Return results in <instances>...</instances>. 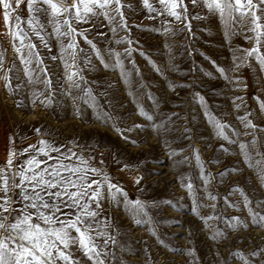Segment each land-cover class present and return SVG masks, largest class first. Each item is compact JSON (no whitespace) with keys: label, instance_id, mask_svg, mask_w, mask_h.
Here are the masks:
<instances>
[{"label":"snow or ice","instance_id":"snow-or-ice-1","mask_svg":"<svg viewBox=\"0 0 264 264\" xmlns=\"http://www.w3.org/2000/svg\"><path fill=\"white\" fill-rule=\"evenodd\" d=\"M140 4L148 13L146 18L161 25L159 28L140 30L155 32L166 38L164 47L169 52L170 61L174 57L167 38L186 31V39H192L195 36L192 21L214 15L224 26L225 39L232 53L231 71H238L250 58H254L259 70L264 72V0H140ZM21 5L27 11L26 17L19 14ZM197 8L206 15L193 11ZM125 9L135 11L127 0H0V15L5 29L0 35L8 36L12 51L9 58L8 49L0 47V81L14 95L29 90L33 107L37 102L45 108L70 102L74 114L78 116L81 105L87 106L93 110L96 122L111 127L123 139L136 145L137 141L130 140L125 133L145 125L119 126L111 92L115 85L109 83L101 91L94 87L97 82L89 80L86 75L96 70L98 62L105 69L119 70L120 81L127 86V94L136 103L138 114L149 122L157 135L167 134L171 130L169 126L175 123L173 117H164L163 113H159L161 118L157 121L158 112H150L139 103L141 89L148 86L133 59V52H138L161 75L163 70L146 52L132 47L139 41L131 38ZM97 21L108 32L98 30ZM175 22H179L182 28L171 27ZM121 31L128 35L119 37ZM93 33L101 40L107 38L108 43L103 48L99 47L97 40L90 38ZM238 35L250 47H231L232 38ZM113 44H127L129 47L120 52L112 47ZM42 50L47 55H43ZM210 62L224 79H229L225 68L216 65L213 60ZM231 82L239 84L240 78L233 77ZM134 84H138L135 89ZM168 86L172 90L177 87L171 81ZM145 95L158 110L159 102L155 97L151 93ZM197 97L206 109L205 115L215 130L216 138L234 145L238 152L233 153L224 144L219 146V150L239 155L264 188V144L255 135L257 131L264 132V128L250 118L254 114L247 112L237 117L243 128L241 131L207 111L204 97L198 94ZM236 99L241 100L242 97ZM259 104L260 112L264 114V101H259ZM17 107L27 106L19 100ZM239 107L237 104L236 108ZM35 134L38 137L35 143L19 148L17 138L10 137L6 159L0 164V264H112L115 259L113 248L119 246L121 234L114 217L106 211V205L122 208L136 226H147L149 233L156 236L155 221L151 215V209L157 207L155 202L149 204L141 199H131L121 184L113 182L110 173L97 166L103 165L104 161L97 162L91 154L95 146L81 145L75 140L60 144L48 139L51 133L39 127L35 129ZM250 135L251 140L240 139ZM23 139L19 137L20 141ZM181 152L183 149H172L169 158L179 156ZM193 158L200 169L203 194L196 199V186L192 179L186 176L179 179L188 194L194 197L193 211L199 216V209L206 206L202 203L205 199L213 201L207 206L215 212L218 194L210 190L213 177L211 173L205 174L198 149H193ZM188 162L189 157H184L176 160L175 164L180 166ZM123 167L130 166L125 164ZM227 171L218 175L223 177ZM239 172V168L231 170L233 174ZM141 179L136 177L134 182L139 185ZM237 193L241 199L235 203L228 196L223 197L226 209L247 210L250 224L264 227V199L254 201L239 185L230 189L229 196ZM166 203L174 206L172 201ZM200 218L206 227H209V221L222 220L233 231L249 228V221L238 215L229 217L220 213ZM223 236V230L217 226L213 228L210 239ZM158 242L165 246L163 240ZM187 254L196 256L195 249H189ZM262 254L264 248L248 255L233 251L230 257L242 264H256Z\"/></svg>","mask_w":264,"mask_h":264},{"label":"rangeland","instance_id":"rangeland-1","mask_svg":"<svg viewBox=\"0 0 264 264\" xmlns=\"http://www.w3.org/2000/svg\"><path fill=\"white\" fill-rule=\"evenodd\" d=\"M127 2L135 8V11L125 9L131 38L139 41L132 47L146 52L163 70L161 75L138 52H133V59L148 86L141 89L139 103L150 112L157 111V121L161 118L159 113H163L164 117L172 116L175 123L169 126L171 130L167 134L157 135L149 122L138 114L136 103L127 94V86L120 81L119 70L105 69L98 62L96 70L86 75L89 80L97 82L94 87L101 91L109 83L115 85L111 92L119 126L126 128L135 124L145 125L131 133H125L130 140L137 141L136 145L123 139L111 127L96 122L93 110L87 106L81 105V114L78 116L74 114L70 102L54 104L51 108H45L37 102L33 107L29 90L14 95L0 81V164L6 159L10 137L17 138L18 148L26 147L37 141V127L50 132L51 136L47 138L60 144L75 140L81 145H93L95 148L91 154L96 157L97 162L104 161L103 165L97 166L110 173L113 182L121 184L131 199H141L149 204L155 202L157 205L151 209L156 236L149 233L147 226H136L122 208L105 206L106 211L114 217L121 234L119 246L113 248L115 259L112 264H121V261L122 264H223L224 261L228 264H242L240 260L230 257V253L242 251L248 255L264 248V227L252 226L247 210L240 212L232 208L226 209L223 197L228 196L232 202H238L241 199L239 194L229 196V191L233 186L239 185L255 201L264 199V188H261L256 175L247 168L239 155L219 150V146L224 144L233 153L238 152L234 145L216 138L215 130L205 115L206 109L200 104L197 94L204 97L207 111L221 121L231 124L233 128L243 131L237 117L247 112L253 113L250 118L260 128H264V114H261L259 104V101H264V72L259 70L254 58H250L238 71H231L232 53L225 39L224 26L214 15L192 21L195 33L192 39H186V31L178 32L174 38H167L168 43L172 45L171 55L174 57L170 61L169 52L164 47L166 38L155 32L140 30L159 28V22L146 18L148 13L141 6L140 0ZM193 11L206 15L199 8ZM19 14L22 17L27 16L24 5H21ZM96 24L98 30L108 32L106 27L101 28L100 21ZM171 27L180 29L182 25L175 22ZM4 31L3 17L0 15V33ZM127 35L124 31L119 33V37ZM90 38L96 39L101 48L108 43L107 38L101 40L95 33ZM237 45L250 47L239 35L232 38L231 47ZM0 47L8 49L9 58L12 56L7 35H0ZM53 47L55 48L54 43ZM112 47L123 52L129 45L113 44ZM42 54L47 55L44 50ZM208 58L227 70L228 80L223 78ZM233 77H239L240 83L231 82ZM169 81L177 85L175 90L169 88ZM136 87L138 84L133 85L134 89ZM145 93H151L159 102L158 110ZM236 97L242 99L237 100ZM19 100H23L27 107H17ZM237 104L240 105L238 109ZM255 135L259 137L261 144H264V132L257 131ZM21 136L24 137L23 141L19 140ZM240 139L251 140L252 136H241ZM172 149H183V152L179 156L169 158ZM193 149L199 150L205 174L211 173L213 177L210 190L218 194L215 212L207 206L213 201L205 199L202 203L206 206L199 209V216L193 211L194 197L188 194L179 179L180 176L192 179L196 186V199L203 194V180L193 158ZM184 157H189V162L176 166L175 161ZM125 164L130 167L124 168ZM233 168H239L240 172L231 173ZM225 170L228 171L223 177L218 175ZM136 177L142 178L139 185L134 182ZM167 201H172L174 206H169ZM220 213L229 217L240 216L249 221V228L233 231L222 220L209 221V227H206L200 218ZM217 226L223 230L224 236L216 240L210 239L213 228ZM159 240H163L165 246H161ZM193 248L196 256L188 255V250ZM261 260H264V254L256 260V264H261Z\"/></svg>","mask_w":264,"mask_h":264}]
</instances>
